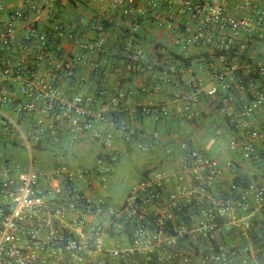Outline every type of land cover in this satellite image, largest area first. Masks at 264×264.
Masks as SVG:
<instances>
[{
  "label": "built area",
  "instance_id": "obj_1",
  "mask_svg": "<svg viewBox=\"0 0 264 264\" xmlns=\"http://www.w3.org/2000/svg\"><path fill=\"white\" fill-rule=\"evenodd\" d=\"M18 1L25 4L28 0ZM112 1L131 21L134 32L140 30V20L152 12L179 4L194 22L190 34L177 38L181 51L209 47L213 53L223 54L219 57L228 67L224 71L210 64L207 85L197 81L191 92L177 94L164 105L140 107L138 115L193 121L199 99L205 95L233 128L228 150L239 153L243 161H252L257 143L264 141V131L251 122L256 115H264V89L256 85V80L264 77V64H250L238 57L251 41L264 42V7L244 0V7L252 14L235 18L227 14L226 0ZM31 10L39 12L34 5ZM23 19L20 11L8 13L0 30V47L18 45L14 22ZM157 27L174 30L170 16ZM95 29V41L81 43L80 30L70 25H57L47 33L30 28L18 49L31 57L32 64L22 59L1 72L0 135L19 131L17 123L2 113L5 106L18 117L36 116L32 127L35 141L44 136L57 141L62 133L90 131L94 122L105 121L125 101L123 91L109 95L103 89L96 95L66 98L51 81L36 75V68L47 61L54 75L72 81L84 53H101L105 47L103 26ZM63 41L78 45L80 53L61 57L58 51ZM232 59L234 62L228 65ZM88 67L94 72L101 69L97 62H89ZM124 71L147 73L161 82L175 74L174 68L162 62L149 64L140 52L128 57L115 72ZM100 100L107 104L92 112L91 107ZM114 126L121 132L127 130L125 123L115 122ZM94 139L106 147L113 143L110 134L96 133ZM180 149L184 166L176 175L173 190L166 193L167 175L147 172L128 190L118 211L106 209L103 200L91 201L76 185V180L88 182L93 175L105 181L117 162L114 154L98 155L94 171L79 174L64 165L55 167L51 175L32 167L24 173L0 161V264H244L239 259L241 251L252 264H264V238H257L253 232L254 217L259 214L264 218V184L244 187L232 180L227 191L211 197V192L221 187L223 167L187 143ZM231 166V162L224 165ZM57 177L63 179L57 193L42 188L43 181ZM103 216L102 223L94 222ZM236 228L248 237V246L240 249L232 241ZM105 238L112 241L111 249L105 248Z\"/></svg>",
  "mask_w": 264,
  "mask_h": 264
},
{
  "label": "crops",
  "instance_id": "obj_2",
  "mask_svg": "<svg viewBox=\"0 0 264 264\" xmlns=\"http://www.w3.org/2000/svg\"><path fill=\"white\" fill-rule=\"evenodd\" d=\"M260 7H264V0H253ZM31 5L39 8L35 13ZM20 11L24 19L14 22V29L18 45L29 33L30 28L39 32H51L57 25H70L80 30V42L92 43L96 39L95 27L101 24L104 28L105 47L101 53H84L83 63L76 68L75 78L72 81L52 73L50 65L45 61L36 68V75L44 80L51 81L53 85L66 98L79 95H96L100 89L109 95L118 91L126 93L125 101L107 115L105 121L94 122L90 131L80 132L76 135L62 133L57 141H51L44 136L35 141L32 134L34 115L16 116L8 106L2 108V113L13 119L18 126V133H5L0 135V161L7 165H14L26 172L29 167L51 175L58 166H67L74 173L92 172L95 169L96 157L100 154L117 157V162L106 180L94 176L88 182L76 180V185L81 192L91 201L103 200L106 209L118 211L128 190L136 184L144 173L162 172L169 178L166 193L175 187L176 175L182 172L184 166L183 153L180 149L182 143H187L190 148L205 153L208 157L216 159L223 167L221 187L213 190L211 197L228 190L230 182L236 178H243L248 183L264 184V141L257 143V155L252 161H243L239 153L228 150V144L234 136L233 128L221 117L216 110V103L205 95L199 99L196 108V119L187 121L170 117L139 116L136 112L140 107H156L169 103L177 94L191 92L195 82L200 81L207 85L209 80V65L227 71L225 60L209 47H188L181 51L177 38L190 34L194 27L193 19L180 10L174 3L169 9L152 12L145 20H140V30L134 32L131 21L121 14V7L116 8L112 0H28L25 4L18 0H0V30L7 21L8 13ZM226 12L231 17L241 18L252 13L244 7V0H226ZM167 16L173 23L174 30L158 28L157 23L164 21ZM16 47H0V77L1 72L8 66H13L20 60L32 64L31 57L24 55ZM140 52L149 64L162 62L167 67L174 68L175 74L167 76V81L155 79L147 73L129 74L116 73L126 63L128 57ZM80 53L78 45L63 41L58 54L61 57H70ZM203 54H209L203 58ZM174 55L182 58L202 57L195 59L188 72L182 73L183 65L173 58ZM250 64H264V42L251 41L246 51L240 55ZM235 59L227 61L232 64ZM89 62L100 63L101 69L94 72L88 67ZM256 85L264 89V77L256 80ZM1 86V82H0ZM107 103L100 100L91 110L98 112ZM115 122L125 123L127 130L119 131ZM253 127L264 131V115H256L251 120ZM100 133L113 136L111 147H106L101 141L94 139ZM226 143V146H223ZM26 152L27 159H21L20 153ZM213 152L212 154H210ZM138 158L153 165L152 168L143 169L132 183L115 195H105L108 186L115 182V173L122 159ZM231 162L232 166L224 165ZM190 175L187 173L186 178ZM42 188L57 193L63 186L61 177L50 181H43ZM1 206V201H0ZM105 216L94 219L95 223H102ZM240 218H244L240 214ZM253 232L257 238H264V218L257 214L254 217ZM241 249L248 246L250 240L236 228L231 238ZM106 249L112 248V241L105 238ZM240 262L252 264V260L240 252Z\"/></svg>",
  "mask_w": 264,
  "mask_h": 264
},
{
  "label": "rangeland",
  "instance_id": "obj_3",
  "mask_svg": "<svg viewBox=\"0 0 264 264\" xmlns=\"http://www.w3.org/2000/svg\"><path fill=\"white\" fill-rule=\"evenodd\" d=\"M223 146H226V143ZM212 153L213 152H211L210 154ZM20 158L27 159L26 152L20 153ZM153 165H149V163H145L138 158L122 159L119 168H117V171L114 175L115 182L111 183L108 186V192H104V194L111 196L115 195L116 192L122 190V188H125L127 185L136 180L143 169L149 167L152 168Z\"/></svg>",
  "mask_w": 264,
  "mask_h": 264
},
{
  "label": "trees",
  "instance_id": "obj_4",
  "mask_svg": "<svg viewBox=\"0 0 264 264\" xmlns=\"http://www.w3.org/2000/svg\"><path fill=\"white\" fill-rule=\"evenodd\" d=\"M215 55H216V56H220V55H223V54H222V53H217V54H215ZM208 56H209V54H203V55H202L203 58H207ZM202 57H199V56H198V57H187V58H182V57L177 56V55H174V56H173V58H174L175 60L179 61V62L183 65V67H185V68H188L189 66H191L192 62H193L195 59H200V58H202ZM230 58H232V57H230ZM238 59H239V61H244L243 56H239ZM248 63H249V62H248ZM253 78H254V79H257L258 77H257V75H255ZM98 157H99V156H98ZM144 174H146V173H144ZM233 182L236 183V184H241V185L244 186V187H246V186L249 184L247 180H245V179H243V178H239V177L234 178V179H233ZM253 238H254V237H253Z\"/></svg>",
  "mask_w": 264,
  "mask_h": 264
}]
</instances>
